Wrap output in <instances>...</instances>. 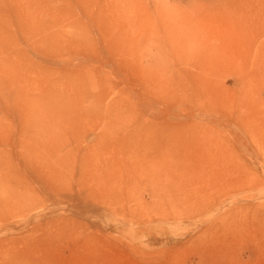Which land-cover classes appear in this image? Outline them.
Instances as JSON below:
<instances>
[{
    "label": "rangeland",
    "instance_id": "rangeland-1",
    "mask_svg": "<svg viewBox=\"0 0 264 264\" xmlns=\"http://www.w3.org/2000/svg\"><path fill=\"white\" fill-rule=\"evenodd\" d=\"M0 38V264H264V0H0Z\"/></svg>",
    "mask_w": 264,
    "mask_h": 264
},
{
    "label": "bare ground",
    "instance_id": "bare-ground-1",
    "mask_svg": "<svg viewBox=\"0 0 264 264\" xmlns=\"http://www.w3.org/2000/svg\"><path fill=\"white\" fill-rule=\"evenodd\" d=\"M0 45L2 46V50H1V54L3 55V57H0V95H1V98L3 99V101L6 103L5 105H3V106H5V110L7 111V109H8V106L10 105V97H11V84H10V78H9V76H10V74H9V69H10V67H9V64H8V62H9V49L7 48V43H6V41L4 40V38H0ZM4 104V103H3ZM1 120V119H0ZM152 121V120H151ZM212 121V120H211ZM0 124H1V121H0ZM139 127V126H138ZM6 130L5 131H1V129H0V180L2 181V180H4L5 181V178L6 177H8L7 175V172L9 171L7 168H6V166H4V165H2L1 164V158H7L8 156H10V155H8L9 154V146L11 145V144H9L8 142L9 141H7V139H6ZM189 135V134H188ZM196 137V136H195ZM172 138V137H171ZM161 139V138H160ZM194 140V139H193ZM205 140V139H204ZM204 140L202 139V141L204 142ZM175 141V140H174ZM200 142V141H199ZM204 144V143H203ZM205 145V144H204ZM167 147V146H166ZM199 147V146H198ZM204 147V146H203ZM203 147H200V148H203ZM155 148V147H154ZM153 148V149H154ZM21 151V150H20ZM155 151V150H154ZM170 151V150H169ZM207 151V150H206ZM10 152H12V151H10ZM21 153V152H20ZM135 153V152H134ZM159 153V152H158ZM168 153V152H167ZM162 155V154H161ZM167 155V154H166ZM210 155V154H209ZM208 155V158L210 157ZM154 156V155H153ZM169 156V155H168ZM177 156V155H176ZM160 157V156H159ZM166 157V156H165ZM164 157V158H165ZM172 157V156H171ZM181 157V156H180ZM167 158V157H166ZM208 158H206V159H208ZM212 158V157H211ZM2 159V160H3ZM10 158H8V160H9ZM13 159V158H12ZM205 159V160H206ZM7 160V159H6ZM142 160V159H141ZM153 160V159H152ZM158 160V159H157ZM156 160V161H157ZM210 159H208V161H209ZM139 161H140V159H139ZM155 161V160H154ZM159 161V160H158ZM157 161V162H158ZM207 161V160H206ZM9 162V161H8ZM134 162V161H133ZM138 162V161H137ZM164 162V161H163ZM176 162V161H175ZM174 162V163H175ZM3 163H5L6 164V162H3ZM170 163V162H169ZM8 164V163H7ZM138 164V163H137ZM143 164H145V163H143ZM152 164V163H151ZM177 164V163H176ZM217 164V163H216ZM8 165H10V164H8ZM134 165V164H133ZM147 165V164H146ZM163 165V164H162ZM173 165V164H172ZM178 165V164H177ZM137 166V165H136ZM139 166H140V164H139ZM164 166V165H163ZM8 167V166H7ZM133 167V166H132ZM131 167V168H132ZM153 167V166H152ZM10 168V167H9ZM136 168H138V167H136ZM168 168V167H167ZM179 168V167H178ZM142 169V168H141ZM10 170H11V168H10ZM171 170V169H170ZM182 170V169H181ZM146 171V170H145ZM148 171V170H147ZM183 171V170H182ZM189 171V170H188ZM130 172V171H129ZM134 172V171H133ZM132 172V173H133ZM170 172V171H169ZM174 173H175V171H174ZM173 173V174H174ZM7 174V175H6ZM185 174V173H184ZM127 175H129V174H127ZM144 175V174H143ZM147 175V174H146ZM169 175V174H168ZM167 175V176H168ZM9 176H10V174H9ZM132 177V176H131ZM146 177V176H145ZM144 177V178H145ZM141 178V177H140ZM148 178V177H147ZM151 195H153V194H151ZM152 198H153V196H152ZM153 201V200H152Z\"/></svg>",
    "mask_w": 264,
    "mask_h": 264
}]
</instances>
